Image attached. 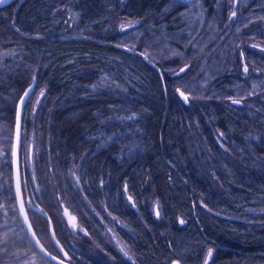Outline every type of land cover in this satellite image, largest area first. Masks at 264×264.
Returning <instances> with one entry per match:
<instances>
[{"label": "trees", "instance_id": "16d2710c", "mask_svg": "<svg viewBox=\"0 0 264 264\" xmlns=\"http://www.w3.org/2000/svg\"><path fill=\"white\" fill-rule=\"evenodd\" d=\"M31 83L22 193L50 252L34 207L72 264H204L209 248L208 264L264 263V0L0 5V264H56L12 187ZM60 200L86 240L58 223Z\"/></svg>", "mask_w": 264, "mask_h": 264}, {"label": "water", "instance_id": "95a60500", "mask_svg": "<svg viewBox=\"0 0 264 264\" xmlns=\"http://www.w3.org/2000/svg\"><path fill=\"white\" fill-rule=\"evenodd\" d=\"M32 90L34 84L31 83ZM30 86H28L26 90H29ZM25 91L22 93V96H24ZM32 93V91H31ZM28 97H25V102ZM25 104V103H24ZM24 104L20 103V98L17 102L16 106V116H15V125H14V132H13V138H12V148H11V168H12V187L14 191V196L16 199V206L20 215V218L22 220V223L25 227V230L34 244V246L37 248V250L47 259L50 261L56 263V264H61V261H63V264H72L69 262V255L66 251V249L62 246L60 241L57 239L54 228H53V222L48 215L47 212H44L42 209L38 207H34V209L41 213L49 223V233L51 236V239L56 247V249L59 251L60 255L54 254L50 252L39 240L38 236L36 235L33 226L31 224L28 212H27V207L23 198V193H22V183H21V172H20V147H21V134H22V115H23V107ZM17 113H19V125L17 124ZM31 154H32V145L30 144L29 148V156L31 159ZM21 201H23V210H21ZM60 205L62 207V210L64 213H68L67 208L65 204L61 201ZM25 216L27 219H25ZM71 221H75L73 216H70L69 218ZM68 219V221H69ZM57 241L59 243H57ZM67 253V255H65ZM55 257V259H53ZM255 264H264V263H255Z\"/></svg>", "mask_w": 264, "mask_h": 264}, {"label": "snow or ice", "instance_id": "6c2138e0", "mask_svg": "<svg viewBox=\"0 0 264 264\" xmlns=\"http://www.w3.org/2000/svg\"><path fill=\"white\" fill-rule=\"evenodd\" d=\"M7 2H8V0H0V5H3V4H5V3H7ZM235 16H236V12L233 11V12L231 13L229 19H232V18L235 17ZM124 27H125V26H122V30H123ZM130 51H131V49H130ZM140 55H141V56H144L145 59H148V57H147L144 53H140ZM241 55H243V53H241ZM185 67H187V65H186ZM247 70H248V69H247V65H245L244 71L247 72ZM183 71H185V68H181V69H180V72H183ZM94 87H95V86H94ZM31 91H32V86H30L29 90H26V91H25L24 96L20 97V103H21V104H24V103H25V97H29V96L31 95ZM177 92L179 93V95H180L181 97H183V99L185 100V102H187V100H188V96L185 95V93H184L183 91H181L179 88H177ZM40 95L43 96V95H44V92L41 91ZM229 99H232V98H229ZM37 103H39V101H37ZM232 103L238 105V104L241 103V100L233 99V100H232ZM131 118H132V117H129V119H131ZM17 124L19 125V113H17ZM221 135H223V133H221ZM76 180H77V185H78L79 177H77ZM125 188H127V185H125ZM129 200H131V197H129ZM21 210H23V201H21ZM156 215L159 216V212H157ZM25 219H27L26 216H25ZM113 219H115V217H114ZM180 223L183 224L184 221L181 220ZM109 231H111V230H109ZM57 243H59V242L57 241ZM121 250L123 251V249H121ZM65 255H67V253H65ZM124 255H125V256H128V252H124ZM212 255H213V250H212L211 248H209V249H208V252H207V257H206V259L204 260V264H208V260L212 257ZM53 259H55V257H53ZM129 259H131V258L129 257ZM180 259H182V258H180ZM180 259L173 260V261L171 262V264H180ZM61 264H63V261H61Z\"/></svg>", "mask_w": 264, "mask_h": 264}, {"label": "rangeland", "instance_id": "374dc122", "mask_svg": "<svg viewBox=\"0 0 264 264\" xmlns=\"http://www.w3.org/2000/svg\"><path fill=\"white\" fill-rule=\"evenodd\" d=\"M58 198L60 199V197H58ZM60 202H61V200L59 201V205H60ZM66 208H67L68 213H64L62 210V207L60 205L58 223L62 224L64 229H66V231H68L69 233L71 232V235L73 234V236H76V237L79 236L80 238H85L84 240H86V236H88L87 231L85 230V228L80 226L75 214L67 206H66ZM70 216H73L75 221H71L69 219ZM68 219H69V221H68ZM96 250L98 251V248Z\"/></svg>", "mask_w": 264, "mask_h": 264}, {"label": "flooded vegetation", "instance_id": "af4514ba", "mask_svg": "<svg viewBox=\"0 0 264 264\" xmlns=\"http://www.w3.org/2000/svg\"><path fill=\"white\" fill-rule=\"evenodd\" d=\"M55 252H56L57 255H60V253H59V251H58L57 249H56ZM67 253H68V252H67ZM68 255H69V254H68ZM69 261H70V257H69Z\"/></svg>", "mask_w": 264, "mask_h": 264}]
</instances>
